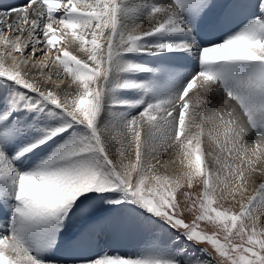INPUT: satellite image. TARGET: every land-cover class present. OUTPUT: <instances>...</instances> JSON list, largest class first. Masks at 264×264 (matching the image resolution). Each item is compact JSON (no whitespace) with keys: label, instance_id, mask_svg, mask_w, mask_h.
Masks as SVG:
<instances>
[{"label":"snow or ice","instance_id":"6c2138e0","mask_svg":"<svg viewBox=\"0 0 264 264\" xmlns=\"http://www.w3.org/2000/svg\"><path fill=\"white\" fill-rule=\"evenodd\" d=\"M0 264H264V0L0 8Z\"/></svg>","mask_w":264,"mask_h":264},{"label":"bare ground","instance_id":"6f19581e","mask_svg":"<svg viewBox=\"0 0 264 264\" xmlns=\"http://www.w3.org/2000/svg\"><path fill=\"white\" fill-rule=\"evenodd\" d=\"M23 2H24V0H0V8H7L9 6H18V5L22 4ZM144 26L146 27L147 25L145 24ZM147 62L151 63V61H147ZM202 227L208 228L205 225H202ZM137 238L139 240H141L142 242H139V243H135L134 241L128 242L121 249L123 251H130V250H134V249L141 247L144 244V238L143 237H137Z\"/></svg>","mask_w":264,"mask_h":264},{"label":"rangeland","instance_id":"374dc122","mask_svg":"<svg viewBox=\"0 0 264 264\" xmlns=\"http://www.w3.org/2000/svg\"><path fill=\"white\" fill-rule=\"evenodd\" d=\"M206 230H208V228H206ZM134 241L135 243H139L142 242L141 240H139L137 237H130L124 241L121 242L120 247L123 248L128 242H132ZM200 247H208L207 245H201ZM140 248V247H139ZM209 251H211V249L209 248Z\"/></svg>","mask_w":264,"mask_h":264}]
</instances>
